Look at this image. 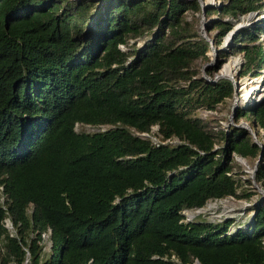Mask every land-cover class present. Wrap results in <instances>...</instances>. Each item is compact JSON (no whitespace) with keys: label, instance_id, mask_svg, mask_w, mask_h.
<instances>
[{"label":"trees","instance_id":"16d2710c","mask_svg":"<svg viewBox=\"0 0 264 264\" xmlns=\"http://www.w3.org/2000/svg\"><path fill=\"white\" fill-rule=\"evenodd\" d=\"M219 2L206 14L264 7ZM187 9L200 1L0 0V264H264V199L243 220H183L182 209L238 196L231 153L261 150L244 128L214 132L191 115L233 84L198 74L210 43L184 26ZM210 22L217 47L233 20ZM147 33L137 48L119 46ZM260 33L264 18L239 26L218 56L241 52L238 74L258 75ZM235 110L264 128V96ZM78 122L111 126L76 131ZM153 124L178 140L140 135ZM254 178L264 186V144Z\"/></svg>","mask_w":264,"mask_h":264},{"label":"rangeland","instance_id":"374dc122","mask_svg":"<svg viewBox=\"0 0 264 264\" xmlns=\"http://www.w3.org/2000/svg\"><path fill=\"white\" fill-rule=\"evenodd\" d=\"M203 5L201 9L198 11H192L191 9H187L184 11V19L186 21V28L190 32H196L197 34L204 37L212 39L210 42V49L207 51V59L198 58L195 60L194 64L197 67L198 74H206L207 76L211 77L207 72V68H212L215 66L218 61H220V56H218V50L216 49L215 52L212 49V46L215 48H224L228 45L229 41L231 40V36L227 39L225 38L228 31L232 29V27L237 22H246V24L251 23L256 19H261V16L264 15V7L261 9L260 13L256 12H249L245 15H240L238 19L232 18L227 14H217V13H209L206 14L205 7L214 8L220 5L221 2L219 0H201ZM204 8V11H203ZM220 18L222 19H231L233 20V26L222 36L221 43L217 47L214 45V36L217 32V29L213 27V22L211 23V19L213 18ZM241 26V25H240ZM239 27V26H238ZM237 27V28H238ZM234 33V32H233ZM232 33V34H233ZM150 37V34H142L138 36H129L127 38L126 44H119V46L123 49H134L139 47L146 38ZM259 39L261 42L264 43V33H260ZM209 41V40H208ZM241 52L231 53L227 56L223 57V61L221 62L219 68L214 71L213 76L218 74H229L233 73V77L237 82V103L235 102L236 96L234 93L230 97H226L221 102L217 103L216 106L212 109L206 108L204 106H199L193 109L191 115L199 116L204 119L210 128L214 132H219L220 129L226 130L228 127H242L244 128L250 137L258 144H264V128L262 127H255L252 125V122L244 117L236 118V108L237 107H245L251 105L258 96L264 94V69L259 70L258 75H251L246 73L244 75L238 74V69L241 64H239V56ZM235 61V63L231 66L229 71L225 72L224 66L226 63L230 61ZM225 61V62H224ZM221 67V68H220ZM203 76V75H202ZM259 76V77H258ZM260 80H262L260 82ZM260 86L262 88H260ZM233 102H235V107H233ZM111 124L103 123L98 125H91L87 123H76L74 128L76 131H97L102 130L107 127H110ZM151 129V131H150ZM148 131L149 135L155 136L156 139H163L161 136L155 131L157 129V125L153 124ZM147 136V135H145ZM151 138L150 136H147ZM165 140V139H164ZM178 139L174 137L166 140V142L174 143ZM223 144V139L217 138L215 140L214 146L217 147ZM232 163H233V174L238 180V186L236 192L239 194L238 196L227 195L221 198H208L205 203L200 207L194 208H187L184 209L183 215L184 219H205L208 221H221L228 218L233 220H243L250 216L251 212L253 211L252 207L258 198L264 199V186H262L258 181L254 178V172L252 168L254 164H256L257 156L247 155L246 157H242L241 155L237 154L236 152H232ZM245 192H249V195H245ZM0 200L2 197L0 196ZM30 210V208H28ZM5 225L13 230V226L9 222L8 219H5ZM234 224L231 223L229 227L233 226ZM40 244L42 245V255L43 257L47 255L49 252V245L50 240L48 238V232H43L42 240H40ZM10 264H15V262H11ZM24 264H29V261H25ZM194 264H198L194 262Z\"/></svg>","mask_w":264,"mask_h":264},{"label":"water","instance_id":"95a60500","mask_svg":"<svg viewBox=\"0 0 264 264\" xmlns=\"http://www.w3.org/2000/svg\"><path fill=\"white\" fill-rule=\"evenodd\" d=\"M199 1H200L201 6H202V5H203L202 1H201V0H199ZM203 11H204V8H203ZM261 18H264V15H262ZM244 24H246V22H242V23H241V22H237V23L232 27V29H231L230 31H228V33H227V35H226L225 38L227 39L229 36L232 35L233 32H235V30L237 29L238 26H240V25H244ZM203 35H204V37H205L206 39L209 40V43L212 42V39L206 37L205 34H203ZM212 49H213L214 52H215V50H216L217 48H215V47L212 46ZM202 75H203L204 77H206L207 79H211V80H215V79H217L218 77H228V78H230V79L232 80V84H233V93H234L235 96L237 95V91H238V88H237V82H236L235 78L233 77L232 72L229 73V74H218V73H216L213 77H209V76H207L205 73L202 74ZM262 96H264V94L258 96V98H256V100L259 99V98L262 97ZM235 105H236L235 102H233V107H235ZM262 148H263V146L261 145V150H260V153H259L258 156H257L256 163H257L258 158L260 157V155H261V153H262ZM255 168H256V164H254V166H253V168H252V171H253V172L255 171Z\"/></svg>","mask_w":264,"mask_h":264},{"label":"built area","instance_id":"2783aa9c","mask_svg":"<svg viewBox=\"0 0 264 264\" xmlns=\"http://www.w3.org/2000/svg\"><path fill=\"white\" fill-rule=\"evenodd\" d=\"M239 57H240V59H239V64H241L243 58H242V56H239ZM232 74H233V73H232ZM150 127H152V125H151ZM150 131H151V129H150ZM150 131H142V132H139V133H140V135H142V136H145V135L150 136L151 139H152V141H154V142H157V141L166 142V140H169V139H170L169 137H167V138H163V139H156L155 136H154V138H153V135H149V133H148V132H150ZM174 138H175V137H174ZM164 139H165V140H164ZM175 139H176V138H175ZM182 212H184V209H182ZM48 231H49V229H48ZM42 234H43V233H42Z\"/></svg>","mask_w":264,"mask_h":264},{"label":"bare ground","instance_id":"6f19581e","mask_svg":"<svg viewBox=\"0 0 264 264\" xmlns=\"http://www.w3.org/2000/svg\"><path fill=\"white\" fill-rule=\"evenodd\" d=\"M234 63H235V61H232V60H231L230 62L226 63L225 66H224V69H223V70H224L225 72L229 71V69L231 68V66H232ZM261 81H262V80H260V82H261ZM262 87H263V86H262ZM262 87L260 86V88H262ZM237 97H239V95H237L236 98H235V102H236V103H237Z\"/></svg>","mask_w":264,"mask_h":264}]
</instances>
